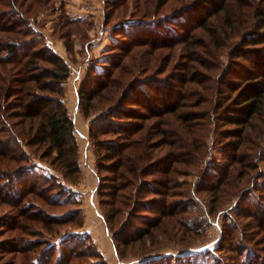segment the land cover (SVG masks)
I'll return each instance as SVG.
<instances>
[{
	"label": "trees",
	"instance_id": "trees-1",
	"mask_svg": "<svg viewBox=\"0 0 264 264\" xmlns=\"http://www.w3.org/2000/svg\"><path fill=\"white\" fill-rule=\"evenodd\" d=\"M56 1L0 0V198L19 205L13 226L19 233L27 232L25 225L33 221L49 230L53 222L72 217L48 220L22 202L60 203L55 202L60 200L56 195L48 196L47 187L62 190L65 186L57 174L76 179L80 171L76 123L63 100L71 67L44 41L34 23L41 9ZM130 2L135 8L133 23L144 28L149 24L155 32L147 29L148 34H139L124 24L118 26L127 39L117 41L120 50L114 60L96 67L91 83L79 92L86 116L101 109L90 135L103 150L98 154L99 188L103 196L110 195L102 203L109 206L104 211L118 249L145 242L155 230L177 231V226L191 222H185L184 213L196 201L181 176L191 175L201 165L206 141L215 133L229 138L230 153L227 162L210 171L211 182L198 187L210 195L214 210L250 181L255 158H264V0H116L110 3L108 16L116 13L122 21ZM57 24L66 29L62 35L70 50V23ZM161 30L169 31V36ZM228 74L233 76L225 78ZM43 159L57 176L38 168ZM150 195L155 198L151 204L141 203V209L152 211L150 206L157 216H144L145 225L132 227V235L123 239L118 218L135 209L132 202H148ZM253 202L243 212L253 219L245 228L262 233L264 196ZM231 224L238 227L242 222ZM37 231L30 232L34 238L15 242L17 251L40 249L46 242ZM50 244L40 254L28 256L32 264H52L54 250L62 253L56 242L53 250ZM90 246L91 255L102 259L99 264H107ZM67 251L69 257L82 253L73 247ZM220 259L218 254L213 264H223Z\"/></svg>",
	"mask_w": 264,
	"mask_h": 264
},
{
	"label": "rangeland",
	"instance_id": "rangeland-1",
	"mask_svg": "<svg viewBox=\"0 0 264 264\" xmlns=\"http://www.w3.org/2000/svg\"><path fill=\"white\" fill-rule=\"evenodd\" d=\"M113 1L116 0H57L55 5H48L41 9L37 21L34 22L36 26L33 20L31 22L38 32L43 34L44 41L56 53L63 56L71 67L70 75L64 82L63 100L76 123V135L80 148V171L76 179H69L56 173L57 176L55 171L46 165L48 162L44 159L39 163V169L44 168V172L49 175L55 174L58 180L64 183L65 187L62 190L53 188L49 191V186L46 190L51 199L53 194L54 197L55 195L56 198L59 197L60 200L55 202L60 203L46 202L41 199L22 203L28 204V209L32 207L31 212L43 213L42 215L48 220L55 219L56 216L72 215L61 221L55 219L60 223L53 222L49 230L38 221H33L25 225L27 232L19 233L20 230L13 229L14 218L20 209L19 205L15 206L0 198V264H32V259L28 256L40 254L41 250L50 243V249L53 250L52 242H56L63 253L62 255V253L59 254V250H54L52 264H62L65 258L69 259L68 264H99L102 259L91 255L93 249L90 244L101 253L107 264H143L145 262L158 264L161 260L157 259L165 256L166 259L161 261L163 264H189L184 263V260L197 262V264H213L218 254L223 264H248L249 260L253 261L252 264H264V232L260 233L255 227V230L245 228L246 224L252 223L253 219L250 215L243 214L246 208L255 205L253 202L255 197L260 194L264 196L263 185H261L262 182L264 183V158L257 159L258 156L255 158L256 163L253 164L256 165V169L252 170L250 181L233 197L220 202V206L214 210L210 195L199 190L198 187L202 183L204 186L207 182L210 183L212 180L210 171H215L214 168L227 162L226 156L230 153L227 152L229 138L216 133L206 141L207 150L201 165L196 167L191 175L181 176V180L189 182L187 188L196 201L189 207V211L184 213L188 218L185 222L187 220L191 222L182 223V226H177V231L172 230L166 233L152 229L155 230L154 236L146 237L145 242L136 241L124 246L122 240V243L121 241L119 243L123 246L120 249L117 248L115 232L107 224L104 211V208L109 206H104L102 203V200L109 201L110 195L103 196L99 188L101 178L98 174V154L103 150L97 147L90 135L91 129L98 126V124L92 125V122L96 116L100 115L101 109L98 113L95 111L93 115L86 116L79 103V92L81 86L91 83L96 67L110 65L111 60H114L120 50L119 41L127 39L125 35L120 34V28L116 29L118 26L124 24L125 29L140 32L139 34H148L146 30L151 29V26L148 24L144 28L133 23L135 8L131 2L122 21L116 13L108 16L112 7L110 3ZM60 21L70 23L69 28L72 29L69 40L72 46L70 50L67 48L66 37L62 35L66 29L61 30L57 24ZM139 27L142 28L141 31ZM172 28L178 31L177 26ZM151 31L155 32L152 29ZM161 33L166 37L169 36V31L161 30ZM159 35L162 34L159 33ZM167 50L164 49V51ZM221 59L227 64L230 62L228 56H222ZM182 60V56L178 57L176 63L179 64ZM176 70L179 69L175 68L174 72ZM232 76L228 74L225 78ZM223 128L222 126L221 130ZM211 131L215 132L213 129ZM103 172L106 175L110 174L107 171ZM150 196L148 202H132V207L135 209L125 210L118 218L120 221L118 229L122 231L120 233L123 239L132 235L130 230L132 227L145 225L144 216L153 218L157 216L154 213L155 209L150 206L147 208L152 211L141 209L143 208L141 203L151 204L155 198ZM246 198H253V201L250 200L252 203H248ZM22 203L21 207H23ZM236 220L242 222L241 226L234 227L231 224V221ZM35 228L40 230L37 232L42 234L46 243L40 249H31L30 253L17 251L15 242L20 241V238H34L30 232ZM171 228L170 225L168 231ZM20 234L23 237H19ZM67 244L75 249L80 248L81 256L69 257L67 250L70 247L66 249ZM248 248L253 249L254 252Z\"/></svg>",
	"mask_w": 264,
	"mask_h": 264
},
{
	"label": "crops",
	"instance_id": "crops-1",
	"mask_svg": "<svg viewBox=\"0 0 264 264\" xmlns=\"http://www.w3.org/2000/svg\"><path fill=\"white\" fill-rule=\"evenodd\" d=\"M99 215H100V213H99ZM101 216V215H100Z\"/></svg>",
	"mask_w": 264,
	"mask_h": 264
}]
</instances>
